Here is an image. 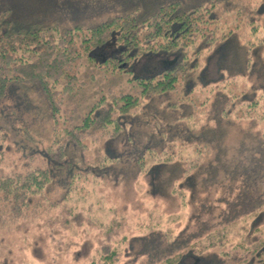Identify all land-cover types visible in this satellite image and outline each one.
<instances>
[{"label": "trees", "instance_id": "trees-1", "mask_svg": "<svg viewBox=\"0 0 264 264\" xmlns=\"http://www.w3.org/2000/svg\"><path fill=\"white\" fill-rule=\"evenodd\" d=\"M113 1L110 17L61 24L42 2L0 0V118L43 144V165L31 157L4 172L0 124V210L25 217L49 200L67 211L82 179L146 175L149 199L185 215L175 227L150 209L139 237L147 264H264V0ZM98 2L70 11L103 10ZM82 53L102 69L133 72L142 55L168 64L82 115L66 106L95 77L82 76ZM124 221L105 226L91 264L121 260L112 239Z\"/></svg>", "mask_w": 264, "mask_h": 264}, {"label": "rangeland", "instance_id": "rangeland-1", "mask_svg": "<svg viewBox=\"0 0 264 264\" xmlns=\"http://www.w3.org/2000/svg\"><path fill=\"white\" fill-rule=\"evenodd\" d=\"M33 1L44 3V14L57 18L61 24L74 22V19L89 23L100 17L107 18L117 7L113 0H10V3H25L31 9ZM92 1H99L98 4L104 9L89 13L70 11L75 5ZM0 5L8 4L0 2ZM230 20L231 16L226 19V23ZM81 57L82 76L88 72L93 73L95 77L88 79L87 85L78 87L74 95H67L66 106L78 107V112L82 115H85L94 101L108 89L134 92L136 81L131 79L133 76L152 73L168 64L167 59L162 56L142 55L138 58L135 71L127 72L102 69L85 53H82ZM79 122L80 118L76 116L75 123ZM0 124L9 133L4 172L24 168L31 157L33 165H43L40 153L43 144L29 142L2 118ZM148 189L146 175H141L134 181L131 179L123 182L102 183L95 178L84 181L82 179L75 189L72 202L66 206L70 212L68 209L66 211L64 204L45 208L49 200L42 201L41 205L44 207L40 205L39 210L25 217L15 218L8 210H0V264H91V260L97 256L96 249L104 240L105 226L114 216L122 215L125 217L123 229L117 230L112 239L123 251L117 264H147L148 256L141 253L144 249L139 237L145 233V227H142L148 223L150 209L156 208L159 212L164 210V214L165 211L168 212L165 219L175 227L185 221V215L178 210L177 202L151 200L148 197ZM52 197L50 196V201L54 199ZM36 200L33 202L41 203ZM66 220H69V223L66 224ZM233 237L241 239L239 233L233 234Z\"/></svg>", "mask_w": 264, "mask_h": 264}]
</instances>
